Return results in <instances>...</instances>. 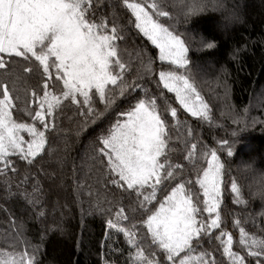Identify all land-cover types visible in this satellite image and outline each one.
Returning <instances> with one entry per match:
<instances>
[{"label":"snow or ice","instance_id":"obj_1","mask_svg":"<svg viewBox=\"0 0 264 264\" xmlns=\"http://www.w3.org/2000/svg\"><path fill=\"white\" fill-rule=\"evenodd\" d=\"M122 3L135 17V28L159 50V61L180 69L189 66V49L179 35L157 22L144 3L129 0ZM149 7L159 9L160 5L154 0ZM156 15L168 17L169 13L157 11ZM118 39L122 37L117 25L97 15L94 0H0V176L10 185L9 174L18 173L17 159L29 167L43 159L41 154L46 152L49 134L57 128L56 116L65 107L76 106L81 116L94 119V95L107 111L115 102L111 86L119 89L120 96L140 89L143 98L133 97L128 108L90 145L89 159L105 170L102 179L131 200L127 205L129 214L122 203L115 205L114 214L111 208L105 210L97 203L101 213L107 211L112 216L106 218L107 227L122 234L134 250L129 253L131 264H175L181 253L185 254L179 264H216L210 253L197 251L205 238L211 242L213 230H220L215 239L223 246V254L231 264H245V258L232 251L231 232L221 229L219 209L225 165L217 150L203 153L206 158L210 155V159L196 180L202 191V207L194 202L185 182L170 187V182L179 175H174L173 169L182 165L169 161L168 153L173 151L169 148L172 139L169 127L150 90L125 79L127 65L120 56ZM205 46L213 49L216 45L208 42ZM141 68L152 76L151 57L146 62L141 58ZM158 75L163 88L175 93V99L187 113L211 122L208 105L188 76L177 71H159ZM24 76L34 78L35 87L25 90L26 99L21 102L17 84ZM14 111L22 112L31 122H18L13 118ZM170 113L175 120L177 108L171 107ZM179 123L176 120L173 127ZM22 133H27L29 139ZM220 144L231 157L233 148L227 147L229 142L220 141ZM196 149L197 144L192 143L185 159L194 162ZM30 175L26 172L20 184L27 185ZM231 191L236 194L235 203H246L235 181L231 183ZM21 195L34 211L39 209L38 219L45 216L43 186L38 175L32 176L31 191L25 189ZM136 215L142 217L139 224L150 237L149 248L154 246L159 250L163 260L157 258L155 251L146 255L142 245L144 236L138 234L137 223L131 222ZM125 221L129 222L128 226L122 223ZM235 223L239 226L240 221ZM60 231L63 233L62 226ZM239 232L241 245L249 249L248 255L264 257V239L249 236L243 227ZM31 248V253H0V264H38L35 253L39 245ZM103 264L109 261L104 260ZM256 264H261V260L257 259Z\"/></svg>","mask_w":264,"mask_h":264},{"label":"trees","instance_id":"obj_2","mask_svg":"<svg viewBox=\"0 0 264 264\" xmlns=\"http://www.w3.org/2000/svg\"><path fill=\"white\" fill-rule=\"evenodd\" d=\"M144 1L157 22L185 41L190 62L186 68L180 69L159 61V50L135 28V17L122 0H94V3L97 15L114 21L118 27L122 39H118L117 45L127 65L125 79L150 90L169 127L172 136L169 148L173 149L168 153L169 161L182 165L180 169H173L174 175H179L170 182V187L185 182L194 202L202 207V191L196 180L210 159V155L206 158L203 153L216 149L225 165L219 209L221 229L231 232L232 251L243 256L245 264H256L257 259L264 264V257L248 255L249 249L241 245L239 232L243 227L249 236L264 239V203L251 197L246 173L252 162L257 168L264 169V0H209L207 14L195 17L190 24L183 17L174 15L166 5L152 9L149 5L154 0ZM155 2L159 4V0ZM157 11H167L169 16H158ZM111 26L110 23L109 28ZM208 42L216 46L208 49L205 46ZM137 53H140L139 58ZM149 57L152 59L151 77L141 68V58L146 62ZM19 67L17 65L18 70ZM159 71H177L188 76L208 105L211 122L187 113L175 99V93L163 88ZM34 87V78L24 76L18 82L17 92L21 102L26 99L25 90L30 91ZM111 87L115 102L107 111L95 95L94 119L81 116L76 106L65 107L56 116L57 128L49 134L46 152L41 154L43 159L30 167L17 159L18 173L9 174L10 185H6L5 178L0 176V253H31V246L39 245L35 253L38 264H103L104 260H108L109 264H131L129 253L134 250L130 249L122 234L107 227L106 218L112 216L107 211L101 213L97 207L99 203L105 210L111 208L114 214L115 205L122 203L126 214H129L127 205L131 200L102 179L105 170L89 157L92 154L90 145L95 138L115 122L121 111L128 108L133 97L143 98V93L136 89L130 95L120 96L119 89ZM17 106L21 107V103L17 102ZM171 107L177 108L175 120L171 118ZM165 108L169 110L165 112ZM13 118L18 122H31L22 112L14 111ZM176 120L180 123L173 127ZM22 135L29 139L27 133ZM225 140L229 142L227 147L233 148L231 157L220 144ZM192 143L197 144L194 162L185 159ZM26 172L31 174L29 183L22 185L20 181ZM34 175L39 176L43 186L45 216L39 219L36 215L39 209L34 211L21 195L25 189L31 191ZM233 181L241 190L245 204L235 203L237 197L231 191ZM203 215L207 219V213ZM141 219L140 215H136L131 222L137 223L140 228L138 234L144 236L142 245L146 255L155 251L157 258L163 260L159 250L154 246L149 248L150 237L141 228ZM237 220L240 221L239 226L235 223ZM122 223L129 225L128 221ZM219 231L213 230L211 242L205 238L197 251L210 253L216 264H231L223 254V246L215 239ZM110 233L111 238L108 239ZM184 254L176 258L175 264H179Z\"/></svg>","mask_w":264,"mask_h":264},{"label":"clouds","instance_id":"obj_3","mask_svg":"<svg viewBox=\"0 0 264 264\" xmlns=\"http://www.w3.org/2000/svg\"><path fill=\"white\" fill-rule=\"evenodd\" d=\"M209 0H159V5H166L173 10L178 18L183 17L188 24L202 14H207ZM246 169L248 190L251 197L264 203V169H259L255 163H249Z\"/></svg>","mask_w":264,"mask_h":264},{"label":"rangeland","instance_id":"obj_4","mask_svg":"<svg viewBox=\"0 0 264 264\" xmlns=\"http://www.w3.org/2000/svg\"><path fill=\"white\" fill-rule=\"evenodd\" d=\"M136 3H140L139 1L140 0H134ZM143 3H145V1L144 0H141ZM175 34V33H174Z\"/></svg>","mask_w":264,"mask_h":264}]
</instances>
